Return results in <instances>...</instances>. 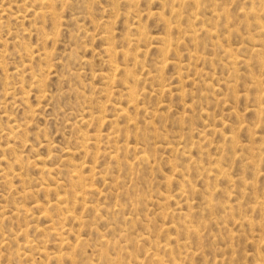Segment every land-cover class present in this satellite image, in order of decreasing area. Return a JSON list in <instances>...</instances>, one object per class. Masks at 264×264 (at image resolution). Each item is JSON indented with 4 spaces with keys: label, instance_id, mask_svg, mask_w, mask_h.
I'll return each mask as SVG.
<instances>
[{
    "label": "rangeland",
    "instance_id": "374dc122",
    "mask_svg": "<svg viewBox=\"0 0 264 264\" xmlns=\"http://www.w3.org/2000/svg\"><path fill=\"white\" fill-rule=\"evenodd\" d=\"M0 264H264V0H0Z\"/></svg>",
    "mask_w": 264,
    "mask_h": 264
},
{
    "label": "bare ground",
    "instance_id": "6f19581e",
    "mask_svg": "<svg viewBox=\"0 0 264 264\" xmlns=\"http://www.w3.org/2000/svg\"><path fill=\"white\" fill-rule=\"evenodd\" d=\"M261 29V28H260Z\"/></svg>",
    "mask_w": 264,
    "mask_h": 264
}]
</instances>
